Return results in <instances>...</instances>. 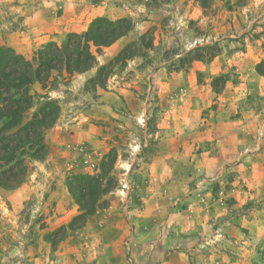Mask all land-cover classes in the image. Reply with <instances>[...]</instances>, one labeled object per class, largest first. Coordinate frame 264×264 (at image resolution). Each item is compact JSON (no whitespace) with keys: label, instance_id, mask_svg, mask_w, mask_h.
I'll return each instance as SVG.
<instances>
[{"label":"rangeland","instance_id":"1","mask_svg":"<svg viewBox=\"0 0 264 264\" xmlns=\"http://www.w3.org/2000/svg\"><path fill=\"white\" fill-rule=\"evenodd\" d=\"M101 3L109 6L107 15L101 17L130 18L133 27L119 38L124 41L120 49L111 50L110 45L97 50L92 68L47 86L50 97L59 103L60 114L47 132L48 155L32 163L24 182L31 181L39 190L17 208L23 217L19 224L28 231L34 228L28 235L38 234L34 240L40 239L39 245H45L56 264H138V259L160 245L164 227L161 200L168 203V211L190 221L195 213L191 200L198 201L209 192L211 200L225 206L235 200V191L247 190V180L230 169L232 164L208 173L196 169L193 175L191 167L180 175L184 179L177 190H153L159 168L151 174L149 164L155 162L160 133H191L201 123L207 129L208 115L218 107L214 102L226 100L228 88L247 86V78L239 70L242 66L247 72V64L240 61L251 47L264 49V42H255L264 39V0H214L207 9L195 0H93V4ZM34 6L22 0H0V42H7L31 23ZM62 11L57 2L52 16ZM64 37L49 40L60 43ZM40 45L20 54L30 57ZM201 102L206 105L197 116L199 120L194 116V120H187L195 103ZM179 116L184 120L176 124ZM263 133L264 125L260 135ZM76 174L102 176L108 189L100 199L105 207L94 215L101 216L97 224L106 225L110 233L118 231V225L124 231L117 262L96 263L94 255L86 257L74 251L84 247L88 236L92 240V231L70 228L79 212L65 184ZM63 189L72 203L64 201L65 207L58 210L56 202L63 198ZM246 208L245 203L237 212ZM2 213L8 214V208L0 198ZM93 216L86 219L85 226ZM7 224L13 230L5 235L0 227V247L20 244L18 233H13L18 223ZM241 234L247 238L245 228ZM237 236L219 231L215 238H198V243L193 240L186 248L189 264H203L208 253L214 254V264H252L264 245L241 254ZM7 259L0 255V264L17 262L16 256Z\"/></svg>","mask_w":264,"mask_h":264},{"label":"crops","instance_id":"2","mask_svg":"<svg viewBox=\"0 0 264 264\" xmlns=\"http://www.w3.org/2000/svg\"><path fill=\"white\" fill-rule=\"evenodd\" d=\"M22 1L35 5L31 23H26L27 25H24L26 28L17 30L7 42H0V45L11 47L18 53H23L24 49L34 48L47 39L58 40L70 32H83L87 29L91 19L107 15L106 8L109 9L105 3L93 4V0ZM57 2L62 5L63 11L58 14L59 16H52ZM255 42L260 45L264 39H256ZM123 43L124 41L119 39L109 48L118 50ZM260 60H264V49L255 46L251 47L250 51L247 50L240 61V64H247V72L242 66L239 68L247 78V86L245 88L238 86L231 90L228 88L225 91L227 99L218 98L214 102L218 104V107L208 115L209 120L207 119V124H205L207 129H204L201 123L199 127L198 124L194 126L195 131L191 133H160L155 162L149 164L151 174L155 173L157 167L159 168L158 183L154 185L153 190L164 187L177 190L180 187V181L184 179L180 175L190 170L191 167L193 175L196 169L208 173L231 164L230 169L247 180V190L245 189V192L235 191L233 195L235 200H229L225 206L211 200L209 192L203 194L205 197L198 201L191 200L195 213L193 220L190 221H186L184 215L177 216L172 211H168V203L161 200L160 221L164 227L160 245L152 252L146 253L144 259H138V264H189L186 248L190 243L193 240L196 242V239L198 243V238L207 240L215 238L219 231L234 232L238 235L235 237V242L240 243L241 254H248L249 251L253 252L257 247L264 245V198L261 194L264 190V133L260 135L261 126L264 125V78L254 73V66ZM243 89L247 95L243 94ZM246 97L248 101H245ZM237 100L242 105L240 108ZM195 104L197 105L194 109L190 110L192 116L187 120H194L193 116L199 120L197 116L206 105L205 102ZM183 120L181 116L176 117L175 123L180 124ZM253 142H258V145H253ZM184 167L188 169L184 171ZM49 172L53 174L54 170ZM38 187L29 181L13 190L0 189V198L8 208V214H0V227L6 235L8 230H13L12 226L7 223H18L13 233H18L17 243H20L15 246L0 247V255L6 257V260H8L7 257L16 256L17 262H14L16 264H44V261L45 264H56L55 260L50 259L49 250H46L45 245H39L40 239L34 240L38 234L28 235L29 232H35L34 228L28 231V228L24 229L22 224H19L23 217L17 213V208L34 198L39 190ZM63 191L65 192L64 189ZM64 195L56 202L58 210L60 207H65L64 201L71 202L66 192ZM245 203L247 208L237 212L238 207L241 208ZM72 205V210L76 212L77 207L75 204ZM100 218V215H94L89 218L83 229L78 230L80 232L92 231V240L88 236L84 241V247L74 251L86 257L94 255L97 258L96 263L117 262L124 231L118 225V231L115 229V233H110L106 225L102 227L97 224ZM181 218L183 219L180 220ZM242 228L246 229L247 238L245 239L242 238ZM202 260L203 264H214L215 256L208 253L207 259L203 257Z\"/></svg>","mask_w":264,"mask_h":264},{"label":"trees","instance_id":"3","mask_svg":"<svg viewBox=\"0 0 264 264\" xmlns=\"http://www.w3.org/2000/svg\"><path fill=\"white\" fill-rule=\"evenodd\" d=\"M195 2L207 9L214 0ZM132 27L130 18L99 16L90 21L86 31L67 33L60 43L49 40L30 57L0 46V189L22 185L32 163L48 155L47 132L58 120L60 106L46 91L47 86L92 68L97 50L112 45ZM255 72L264 77V60L256 64ZM65 185L79 212L70 228H82L88 217L105 207L100 199L108 189L100 175H72ZM257 254L252 264H264V249Z\"/></svg>","mask_w":264,"mask_h":264}]
</instances>
